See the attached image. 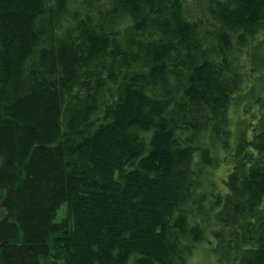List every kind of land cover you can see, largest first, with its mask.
I'll list each match as a JSON object with an SVG mask.
<instances>
[{
	"label": "trees",
	"instance_id": "obj_1",
	"mask_svg": "<svg viewBox=\"0 0 264 264\" xmlns=\"http://www.w3.org/2000/svg\"><path fill=\"white\" fill-rule=\"evenodd\" d=\"M0 205V264H188L208 229L264 264V0H0Z\"/></svg>",
	"mask_w": 264,
	"mask_h": 264
},
{
	"label": "rangeland",
	"instance_id": "obj_2",
	"mask_svg": "<svg viewBox=\"0 0 264 264\" xmlns=\"http://www.w3.org/2000/svg\"><path fill=\"white\" fill-rule=\"evenodd\" d=\"M229 114L230 117L233 116L231 110ZM218 154L219 157H222L221 154H223V152H220L217 149L216 155ZM228 171L229 167L227 163H224L223 161L221 162V164L217 165L212 170L210 169L208 174L209 178L204 183L205 190L210 191L212 188L211 182H217L220 190L225 192L227 188L224 186V184L219 185V183L222 179H226ZM1 210L2 207L0 205V220L3 218V213H1ZM66 212V204L61 205L56 211L55 222H61L62 219L66 216ZM215 244L216 241L213 237V234L211 230L208 229L206 232L205 241L201 245H199L194 255L189 260L188 264H216L215 255L213 253V247L215 246ZM52 246H54V244ZM41 264H63L59 251L53 250L49 257L41 259Z\"/></svg>",
	"mask_w": 264,
	"mask_h": 264
}]
</instances>
